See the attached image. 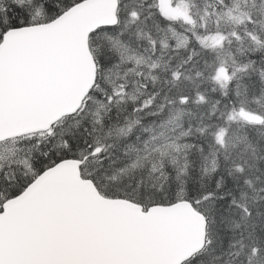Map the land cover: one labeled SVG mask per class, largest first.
I'll return each instance as SVG.
<instances>
[{
  "label": "snow or ice",
  "instance_id": "obj_1",
  "mask_svg": "<svg viewBox=\"0 0 264 264\" xmlns=\"http://www.w3.org/2000/svg\"><path fill=\"white\" fill-rule=\"evenodd\" d=\"M0 264H264V0H0Z\"/></svg>",
  "mask_w": 264,
  "mask_h": 264
}]
</instances>
